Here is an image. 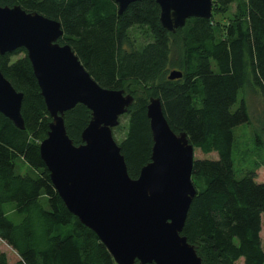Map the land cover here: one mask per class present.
I'll list each match as a JSON object with an SVG mask.
<instances>
[{
    "label": "trees",
    "instance_id": "obj_1",
    "mask_svg": "<svg viewBox=\"0 0 264 264\" xmlns=\"http://www.w3.org/2000/svg\"><path fill=\"white\" fill-rule=\"evenodd\" d=\"M213 3L237 6L223 31L213 17H192L169 31L156 0L134 2L123 13L116 0H0L59 21L60 44L73 48L101 86L133 94L125 123L117 126L132 178L151 161L147 108L151 97H159L171 128L186 132L205 155H217L195 159L197 194L182 234L207 264H264L261 162L238 172L233 156L238 128L253 122L243 93L262 96L257 143L264 133V0ZM0 69L24 93L25 121L21 129L0 112V239L18 254L11 261L0 248V264H117L98 235L69 211L41 157L53 119L27 50L0 56ZM173 70L183 77L169 79ZM64 119L69 136L81 144L92 110L77 104Z\"/></svg>",
    "mask_w": 264,
    "mask_h": 264
},
{
    "label": "water",
    "instance_id": "obj_2",
    "mask_svg": "<svg viewBox=\"0 0 264 264\" xmlns=\"http://www.w3.org/2000/svg\"><path fill=\"white\" fill-rule=\"evenodd\" d=\"M138 1L116 0L120 13ZM156 1L162 25L172 32L189 18L213 14V0ZM63 34L56 19L0 4V56L27 50L53 119L40 144L41 157L69 211L98 235L117 264H207L182 234L197 194L192 181L195 147L187 133H176L161 99L151 97V161L132 178L113 131L135 98L125 89L101 86L73 48L60 44ZM182 77L180 70L169 74L172 80ZM23 100L24 93L0 69V112L21 129ZM77 104L92 110L79 145L64 119Z\"/></svg>",
    "mask_w": 264,
    "mask_h": 264
},
{
    "label": "rangeland",
    "instance_id": "obj_3",
    "mask_svg": "<svg viewBox=\"0 0 264 264\" xmlns=\"http://www.w3.org/2000/svg\"><path fill=\"white\" fill-rule=\"evenodd\" d=\"M236 4H233L229 7L226 6H218L214 5L213 3V14L212 17L215 20V25L223 31L226 29L230 23L233 21L234 12L236 10ZM243 97L246 96L247 102L251 106L252 115H253V122L251 125H241L237 130V145L234 149V160H235V167L239 172L240 169H250L254 168L255 165L258 164L257 161H260L261 164L257 169V180L260 182H264V133L260 130V134L262 135V142L257 143L255 140V134L257 127H260V120L258 121L257 118H260L263 111V98L259 93H252L250 95L249 92L242 94ZM239 106V103L236 107H231L232 110ZM120 125L123 126L125 123V119L121 116L120 118ZM120 127H116L113 131L114 137L116 140L122 137V131L119 129ZM263 133V134H262ZM203 157H211L216 158V154L205 155L200 149L195 148V158H203ZM262 241H263V248H264V219H263V227H262ZM0 248L5 251L11 261H15L18 259L17 252L9 246L5 241L0 239Z\"/></svg>",
    "mask_w": 264,
    "mask_h": 264
}]
</instances>
